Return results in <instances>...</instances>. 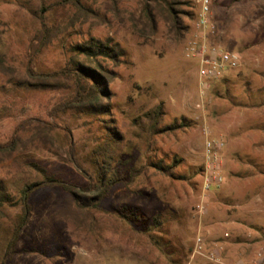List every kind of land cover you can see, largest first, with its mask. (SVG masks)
Returning a JSON list of instances; mask_svg holds the SVG:
<instances>
[{
	"label": "rangeland",
	"instance_id": "1",
	"mask_svg": "<svg viewBox=\"0 0 264 264\" xmlns=\"http://www.w3.org/2000/svg\"><path fill=\"white\" fill-rule=\"evenodd\" d=\"M44 1L54 36L35 54L42 32L40 0H0V144L18 141L12 152L0 153V179L13 193L40 180L39 169L77 187L86 185V175L68 161V140L80 163L91 169L94 151L107 142L102 123L74 109L54 113L71 92L69 83L39 89L20 82L28 81L31 55L35 70L53 72L67 63L70 47L89 36L118 42L128 53L127 64H105L115 73L109 118L123 136L119 155L142 174L132 184L115 186L99 209L88 211L78 209L60 187L34 192L29 221L9 264L264 262V0L213 4L210 42L240 59L238 67L215 79H200L195 60L185 55L188 41L199 34L197 0H173L194 13L183 18L188 31L181 40L172 38L161 18L155 33L143 31V0H85L90 9L85 13L69 4L55 6L58 0ZM159 104L160 126L184 118L188 127L149 138L144 115ZM208 138L220 139L224 147L222 181L205 190ZM159 159L178 160L173 171L179 178L160 174L152 166ZM122 206L136 215L120 219L114 209ZM4 212L9 225L19 206H5ZM232 220L236 230L229 229ZM4 243L0 235V257Z\"/></svg>",
	"mask_w": 264,
	"mask_h": 264
},
{
	"label": "trees",
	"instance_id": "2",
	"mask_svg": "<svg viewBox=\"0 0 264 264\" xmlns=\"http://www.w3.org/2000/svg\"><path fill=\"white\" fill-rule=\"evenodd\" d=\"M84 1L58 0L54 2V5H73L80 12L85 13V11L90 9L85 6ZM177 4L173 0H143L141 13V18H144L143 31L150 34L155 33L157 21L161 18L168 24V32L173 39H183L188 31V26L185 25L183 18H193L194 13L176 7ZM49 8L50 5L47 6L44 0H40L39 12L42 32L36 38L38 43L34 45L35 54L54 36L53 28L47 24L44 14ZM70 48L72 55L67 63L59 70L53 72H38L35 70L32 66L33 55H31L26 69L28 81H21L20 85L39 89H60L69 83L70 85L67 87L71 88V92L63 101L56 104L54 113L58 115L64 113L67 109H74L94 116L102 123V128L107 131V142L105 146H99L98 150L94 151L92 168L87 169L76 157L71 138H69L68 154L70 158L68 161L86 175L85 186L77 187L74 184L58 180L48 175L43 169H39L41 173L40 180H33L23 184L15 193L6 185L3 179H0V235L1 237L3 236L5 242L0 257V264H9L17 253L16 245L29 221L32 210L31 198L37 190L49 186L60 187L69 194L78 209L88 211L99 209V205L109 198L115 186L118 184H132L142 174L139 168L129 165L130 162L122 159L123 155H119L118 144L122 141L123 136L113 125H110L111 121L109 118L112 95L109 90V84L114 79L115 73L108 69L105 64L110 62L114 66H118L129 63L127 51L118 42L106 39L101 40L93 36L81 39ZM0 66H2L1 57ZM144 116V132L149 138L174 133L176 130L189 125L183 118L180 121L160 126L162 118L161 104L146 112ZM59 128L66 137L69 135V131L65 126ZM17 142L13 140L6 145L0 144V153L12 152ZM178 162L176 159L173 161L174 164ZM173 163H164L162 159H159L158 162L152 163V166L162 175L179 178L173 171L175 168ZM5 206H19V213L10 221L9 225L5 222ZM114 214L124 220L136 215L134 210L127 209L125 206L115 208ZM154 224V230H158L160 221L157 217H154Z\"/></svg>",
	"mask_w": 264,
	"mask_h": 264
},
{
	"label": "built area",
	"instance_id": "3",
	"mask_svg": "<svg viewBox=\"0 0 264 264\" xmlns=\"http://www.w3.org/2000/svg\"><path fill=\"white\" fill-rule=\"evenodd\" d=\"M197 2L199 10L195 24L199 34L188 41L185 55L195 60L200 79H215L228 70L238 67L240 59L237 53L223 50L210 42L209 35L215 32L210 18L211 10L213 4L218 3L219 0H197ZM223 147L224 143L220 139L208 138L205 141L203 165L205 190H209L212 185H218L222 181L218 171ZM210 258L214 259V253L210 254ZM259 264H264L263 259H260Z\"/></svg>",
	"mask_w": 264,
	"mask_h": 264
},
{
	"label": "crops",
	"instance_id": "4",
	"mask_svg": "<svg viewBox=\"0 0 264 264\" xmlns=\"http://www.w3.org/2000/svg\"><path fill=\"white\" fill-rule=\"evenodd\" d=\"M237 223H236V221L235 220H232L231 221V227H230V225H229V223H228V225H229V229L231 228V230H236V226H238V225H236ZM228 234H225V236H227ZM236 238V240H237V237H235ZM219 243H218V246H219V248H225L224 246H225V241L221 238V239H219V241H218ZM260 243L261 241H259L258 239H255V243ZM232 245H234V246H243V245H248V244H244V243H234V244H232Z\"/></svg>",
	"mask_w": 264,
	"mask_h": 264
}]
</instances>
